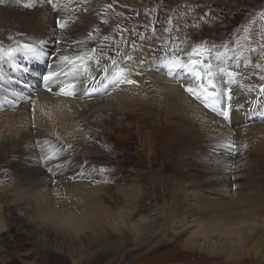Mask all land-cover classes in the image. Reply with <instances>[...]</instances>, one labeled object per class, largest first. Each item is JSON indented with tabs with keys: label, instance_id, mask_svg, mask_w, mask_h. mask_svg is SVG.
I'll list each match as a JSON object with an SVG mask.
<instances>
[{
	"label": "bare ground",
	"instance_id": "1",
	"mask_svg": "<svg viewBox=\"0 0 264 264\" xmlns=\"http://www.w3.org/2000/svg\"><path fill=\"white\" fill-rule=\"evenodd\" d=\"M14 1L17 0H0V42L7 40L0 45V261H3L0 264H27L23 255L31 263L39 251L54 252L63 260L70 259L72 264H85L100 249V257L106 258L127 249L145 245L150 248L160 241L154 242L156 237L164 239L168 234L172 239L180 238L186 253L204 252L235 264L244 261L264 264V99L253 101L264 97L258 91L259 84L264 83L260 80L264 69L234 58L224 65L212 64L215 91L220 95L215 102L197 100L185 87L199 91V81L184 69H174L169 75L167 68L161 66L159 33L153 39L152 31L144 32L147 40H139L135 50L132 47L110 50V58L118 61L116 67L111 60L103 59V48L100 52L92 40H85L88 32L95 36L99 32L96 30L106 25L99 22L103 16L101 8L113 0H55L59 12L53 11L47 0L17 1L24 7L38 4L37 18L27 10H19ZM127 2L131 7L137 6L133 0ZM67 14H74L76 21L68 22V27L62 30L55 22L57 18L65 20ZM262 19L255 17L247 25L252 28L248 36L254 37L264 30ZM75 41L84 43L76 45ZM47 42L50 51L44 49ZM21 44L34 45L43 54L33 57L18 47ZM92 48L97 49L100 63L92 60L87 66L97 83L83 70L71 74L70 66L59 61V54L72 56ZM125 52L134 57L133 62L120 59ZM263 56L261 52L253 54L260 62ZM135 59L144 63H135ZM105 67L110 74L118 67L132 69L128 78L136 79L138 85H122L103 93L99 81L104 80ZM53 73L60 74L59 80L54 79L51 84L43 81L44 75ZM62 82L75 83L77 95L71 98L56 95ZM90 86L98 92L89 94ZM47 87L53 93H48ZM229 88L231 110L225 119L219 113L229 103L225 95ZM163 111L177 118L174 127L188 137V147L182 150L181 157L189 166L183 169L185 181L174 189L171 202L160 200L158 195H152L151 202V193L143 191L144 184L136 181L130 186H114L113 195V184L105 173L98 178L94 165L101 157L120 165V158L128 156L124 151L120 157L121 146L112 139L113 133L124 135L126 131L124 126H117L121 122L119 115L128 121L142 113L153 115ZM145 125L142 118V126ZM143 127L140 126L141 134ZM229 132L234 134L231 138ZM229 139L235 141L238 151L222 147ZM46 140L65 149L55 161L44 159L56 150L45 144ZM120 140L126 150L129 138L124 136ZM142 142L146 147L150 145L147 135H142ZM245 143L249 145L247 149L241 147ZM69 144L72 150H67ZM97 166L100 170L101 165ZM133 166L131 170H135ZM49 168L54 171L49 172ZM204 173L214 177L207 179L210 176ZM9 231L17 233L16 236L8 235ZM27 234L32 242L25 247L21 241L13 242L15 248L11 247V239H21ZM84 239L94 241L89 246L96 250L86 244L83 248ZM11 248L14 250L9 258L7 252Z\"/></svg>",
	"mask_w": 264,
	"mask_h": 264
},
{
	"label": "rangeland",
	"instance_id": "2",
	"mask_svg": "<svg viewBox=\"0 0 264 264\" xmlns=\"http://www.w3.org/2000/svg\"><path fill=\"white\" fill-rule=\"evenodd\" d=\"M133 1L137 4V6L132 5L131 7V5L126 4L128 3L127 0H113V2L111 3L113 5L112 9H105L104 6L101 8V15L103 16L99 18V22H101V20H107L108 23L105 26L101 27L99 32L95 34V40H98H92V42L98 46L99 51L103 48L102 52H100L102 53V55L104 54L102 57L105 61L110 62L112 52H115L122 48H131V39H134L135 44H137L139 42L138 35L143 34L144 32L150 33L155 26L156 33H159V35L162 37L164 36V42L160 39L159 43L161 47L158 46V57L161 58V66L163 63V58L165 56V50H167L171 45H179L180 48L185 50L180 53V56L185 62L188 59L187 52H190L192 48L203 46L209 49V51L205 52L201 57H199L202 65H204L205 68L209 66L211 67L212 64L224 65L226 62H229V58H234L245 62L249 61L252 64L256 63L254 66H256L257 68L259 67V69H264V60L260 62L253 57V54H257V52H261L262 54H264V30L256 32L257 35L260 36L254 35V38L248 36V33L252 28L247 26L251 24V21H255V17L261 16L263 18L262 20H264V0ZM14 4L18 5L17 8L19 10H27L28 14L31 13V16L39 17V13L36 12L39 11L40 8L38 4L32 5L31 7H24L20 2ZM3 5H6V3ZM6 6L8 7V5ZM9 6L11 8L14 7L13 5ZM73 19L76 21V17L74 14H67V16L65 17V20L70 23H75ZM169 21H171V23H169ZM161 24L169 28L171 30L170 33H163L160 27ZM175 25H177L178 27ZM104 34L110 37L109 41L106 42L103 40V38H100L105 36ZM111 35H113L114 37H112ZM86 39L88 40V36L85 37V40ZM6 41V39L3 40L2 42H0V45L4 42L6 43ZM88 41L90 42V40ZM188 43L190 44L189 47L187 46ZM225 46H227V48L229 49V52L226 54ZM50 47L51 45L48 42L44 45V49H47L49 51L51 50ZM155 47L157 48V46ZM235 50L242 51L245 55H243L242 57L236 56L234 54ZM217 52L221 53L222 55L218 57ZM251 56L253 60H251ZM215 59L217 61L219 60V62L216 63V61H214ZM210 61L212 63H210ZM221 61H223V63ZM163 112L153 115L149 113H142V117L134 116L131 117L128 121L123 120L121 115H119L118 119L121 122H119L117 126H124L126 128V131L124 132V135L113 133L114 136L112 139L121 146V151L118 152L120 153V157L124 151L128 152V156H125V158H120V165L105 157H101L94 165V172L97 174L98 178H102L106 175L110 179V181L108 179V182L113 184V188L111 189V193H113V195H115L114 192L116 188H114V186H130L131 184H133V182L136 181L138 184H144L143 191H145L146 193H151L150 199L148 198L151 202L154 201V197H152V195H158L160 200H169V202H171L173 199L174 189L177 190L180 184L182 185V183L185 181L187 175L183 171V169H187L189 168V166L187 162H183V158L181 157L184 156L182 155V150L187 149L188 147V137L180 133L174 127L173 123L178 121L177 118L175 116L168 115L166 111ZM142 118L145 121V127L142 126ZM167 120H169L170 123ZM140 126L143 127L142 134L140 133ZM111 131H114L113 128L111 129ZM142 135L148 136V144H150L148 147L145 146V142H142ZM124 136L129 138L130 142L126 150H124V148L122 147V145L124 144L123 140L119 141V139H123ZM93 144H96L95 141L93 142ZM99 144L100 143L97 142V145ZM117 148L119 149V147ZM105 150H107L106 152H108L109 148H105ZM185 155H188V152H186ZM97 164L101 165V168H104L105 171L101 172L98 169ZM132 166L135 168V170H131ZM110 168L113 171L110 170ZM178 170H181L182 173H177L176 171ZM239 172L241 176V170ZM193 173L197 174L196 171H194ZM205 176L210 175L205 174ZM197 177L199 176H196V178ZM211 177L214 176L205 178L211 179ZM129 181H131L132 183ZM147 202L148 201L146 200L144 203ZM177 204L178 203L176 202L175 206ZM9 213L12 215V217L14 216L13 211L10 210ZM11 233L13 237H15L17 234H14L13 231H9L8 235ZM8 235H5V237ZM30 239L31 237L29 236V234H27L26 236L24 235L23 237H21V239H11V247L15 248L14 243L20 241L22 246L25 247V244L27 242H32V239ZM86 239H84L82 242L83 248L86 247V245L89 246L91 242H94ZM153 241L159 242L156 245L154 244L150 248L149 246L145 245L136 250L127 249L123 252H118V254L116 253L117 255L111 253L112 255H110L109 257L106 256V258L100 257V255L102 254L100 249V251L97 252L94 257H90L89 261H86L85 264H235L226 262L223 258L215 259L213 256L210 257L209 254H206L204 252L191 251L192 253H186L181 247L180 238L172 239L171 234H168V236H166V238L164 239L156 237ZM14 248L9 249V251L7 252V256L9 258L11 257ZM90 248L96 250L94 246H91ZM88 251L89 248H86V252H84L88 254ZM24 256L25 255H23V259L25 261L23 262L27 264H72V262H70V259L63 260L60 257L61 255H54V252L39 251V255L34 254V258L32 259L33 261L31 263L26 262V260L29 261L30 259ZM19 259L21 260L20 257ZM0 262L2 263L3 261L1 260ZM241 263L254 264L252 261H244Z\"/></svg>",
	"mask_w": 264,
	"mask_h": 264
},
{
	"label": "snow or ice",
	"instance_id": "3",
	"mask_svg": "<svg viewBox=\"0 0 264 264\" xmlns=\"http://www.w3.org/2000/svg\"><path fill=\"white\" fill-rule=\"evenodd\" d=\"M47 4L51 6L53 11H58L61 10L60 6L55 2V0H47ZM26 7H31V5H26ZM105 9H112L113 5L112 4H106L104 5ZM119 15V14H118ZM56 26L60 29H66L68 27V21L63 20V19H57L56 20ZM107 20H101V24H107ZM171 23V21H169ZM161 30L163 33H170V29L163 26V24L160 25ZM96 31H99L97 29ZM122 31V29H121ZM88 40H95V36L93 35V32H88L87 34ZM152 37L153 39L157 38V33L155 26L152 29ZM160 39H163V37H159ZM171 38V37H169ZM138 39L141 42H146L147 37L143 34L138 35ZM104 41H109L110 37L109 36H103ZM132 44V49H136V44L135 40L131 39L130 40ZM58 43H60L58 41ZM84 41H75L76 45H82ZM18 47L24 48L27 52H29L33 57H39L42 55V51H38L34 45H29V44H21L18 45ZM185 51L184 49L180 48L179 45H171L168 47L167 50H165V56L163 58V63L162 67L167 68L168 74L171 75L172 70L174 69H184L186 70L190 75H192L196 81H199V91H196L195 89L191 87H185V91L194 96L197 100L203 98L205 102L209 101V99H212L213 102H215V98L220 95L217 91H215L217 85L214 82L213 79V73L211 71V67L209 66L208 68H205L204 65H202L201 60L199 57H201L205 52L209 51L206 47L200 46V47H195L192 48L190 52H187V61L185 62L183 58L180 56V53ZM229 52V49L227 46H225V54ZM97 54V49L92 48L89 52H82L76 55H64V54H59V61L62 62L63 64H66L70 66V73L75 74L78 73L80 70H83L84 73H87L89 77H91V73L89 72L88 68V62L95 60L97 64L100 63V59L96 58ZM234 54L236 56H243L244 53L239 50H235ZM117 55H119V52H117ZM222 54L217 52V56L220 57ZM57 58V57H56ZM121 60H126L128 62H133L134 57L132 55H129L127 52L124 53L123 56H120ZM111 63L113 67H116L118 65V61L116 59H111ZM135 63L138 64H143L144 61L141 59H135ZM203 68L204 70L201 71L200 69ZM143 69H141L142 71ZM70 73H63V75H69ZM104 73V80L107 81V84L104 83V80L99 81L103 88V93H108L109 89L111 88L112 90H117L119 89L122 85H132V86H137L138 81L136 79H130L128 78L129 76L132 75V69L128 68L126 69L125 67H118L117 71L114 74H110V71L108 68L103 69ZM111 75V78L109 76ZM60 74L58 73H53L51 75H44L43 76V81L46 82L47 84H51L53 80L55 79L56 81L59 80ZM93 83H97L95 77H91ZM260 80L264 81V74L260 76ZM77 85L75 83H60L59 87V92L55 93L58 96L61 97H74L77 95L75 89ZM46 91L48 93H53V89L51 87H47ZM258 91L260 93H264V83H260L258 86ZM98 89L89 87L88 88V93H97ZM226 100L229 102L226 107H222L219 115L227 119L229 117V112L231 110V100H232V89H227L226 92ZM264 99V97H260L258 99H255L256 103L259 102V100ZM205 107H208V104L205 103ZM32 113H33V118L36 112V103H32ZM234 134L232 132L228 133V136L231 138ZM45 144H48L50 147H54L56 150L53 151L51 154H46L44 159L46 161H55L57 158L60 157L61 152L65 151V149H61L57 146L51 145L49 141H44ZM222 147H226L228 149H231L232 151H238V147L235 143L234 140L229 139L228 143L222 145ZM241 147L247 149L249 145L247 143L242 144ZM67 150H72V145L69 144L67 146ZM49 172L54 171V169L49 168ZM101 172L105 171L104 168L100 169Z\"/></svg>",
	"mask_w": 264,
	"mask_h": 264
}]
</instances>
